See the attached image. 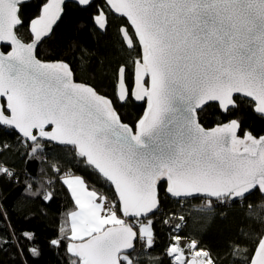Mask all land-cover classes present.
<instances>
[{
  "label": "snow or ice",
  "instance_id": "1",
  "mask_svg": "<svg viewBox=\"0 0 264 264\" xmlns=\"http://www.w3.org/2000/svg\"><path fill=\"white\" fill-rule=\"evenodd\" d=\"M103 4L92 17L94 27L106 30L109 14L118 15L121 45L135 52L112 69L115 100L78 82L68 62L39 58V46L65 13V0H42L26 40L20 29L28 0H0V99H6L0 129L22 135L26 156L43 152L45 143L69 148L73 160L112 187L109 199L80 176L60 181L78 209L64 237L68 264H144L141 257L155 247L151 217L161 188L178 200L204 199L208 208L243 204L259 193L261 202L248 203L245 211H255V221L264 225V136L238 135V119L211 128L200 121L213 102L224 113L238 108L240 95L264 116V0ZM129 100L146 105L135 125L124 123L115 108ZM16 175L0 166V177ZM180 227L174 226L165 248L169 264H221L219 254L213 258L198 242L183 239ZM13 235L0 234V251ZM20 239L35 245L34 233L23 232ZM49 243L59 248L63 241ZM28 252L41 254L38 245ZM240 254L244 259L233 264H264V232Z\"/></svg>",
  "mask_w": 264,
  "mask_h": 264
},
{
  "label": "trees",
  "instance_id": "2",
  "mask_svg": "<svg viewBox=\"0 0 264 264\" xmlns=\"http://www.w3.org/2000/svg\"><path fill=\"white\" fill-rule=\"evenodd\" d=\"M41 3L42 0H31L21 11L25 27L20 29V36L25 40L29 35L27 25L39 14ZM97 6L103 7V0H96L86 8L67 4L52 36L39 48V58L68 62L75 70L77 81L90 84L102 95L115 100L112 69L117 63L134 57L135 52L121 45L118 28L122 18L109 14L106 30L94 27L92 17ZM145 107V104L140 105L133 100L125 104L115 103L123 122L129 125H135ZM231 119L241 122V135L246 132L256 137L264 135V117L253 110L252 102L247 99L239 97V107L229 113H224L216 104L200 112V121L207 128ZM2 145L8 147H0V166L17 175L0 177V214L3 215L0 218V234L7 237L15 232L10 246L0 251V264H68L65 245L69 241L64 237L70 236V216L77 207L70 190L60 181L70 174L79 175L90 189L109 199L112 187L78 158L73 160L69 148L45 143L43 152L35 157L31 154L26 156L23 138L15 131L6 130V127L0 129ZM56 167L60 169L59 173L55 172ZM53 193L54 197L46 200V196ZM160 200V210L151 218L155 225V247L141 257L144 264H169L165 248L175 234L176 224L181 225L178 232L183 239L198 242L213 258L219 254L221 264H233L234 259L243 260L240 253L250 249L259 233L264 232V225L255 221V211L251 214L245 211L248 203L261 202L259 193H253L243 204L230 203L208 208L204 199L174 200L161 188ZM247 215L253 219H246ZM23 232L35 234V245H30L26 239H20L18 243ZM53 239H60L62 245L59 248L51 246L49 242ZM36 245L41 253L38 257L28 252L29 247Z\"/></svg>",
  "mask_w": 264,
  "mask_h": 264
},
{
  "label": "water",
  "instance_id": "3",
  "mask_svg": "<svg viewBox=\"0 0 264 264\" xmlns=\"http://www.w3.org/2000/svg\"><path fill=\"white\" fill-rule=\"evenodd\" d=\"M31 0H28V2H30ZM96 0H92V4L95 2ZM69 3H73V4H76V5H78V2H77V0H65V7H66V5L67 4H69ZM78 6H80V5H78ZM81 8H86V7H88V6H80ZM65 14V13H64ZM64 14H63V16H64ZM116 17H119L118 15H115ZM63 18V17H62ZM121 18V17H120ZM61 21V20H60ZM60 21H58L57 22V24L56 25H54L53 26V32H54V30H55V28H56V26L60 23ZM53 32L49 35V37L48 38H46L45 40H47V39H49L51 36H52V34H53ZM44 40V41H45ZM43 41V42H44ZM43 44V43H42ZM41 44V45H42ZM41 45L39 46V48L41 47ZM39 50V49H38ZM79 82V81H78ZM239 97H241V98H244V99H247V100H249L250 101V98H245V97H243L242 95H240ZM135 103H137V104H140V105H144L145 103L143 102V101H134ZM6 103V99H0V106H3L4 104ZM123 104H125V103H123ZM211 104H215V102H213V103H211ZM146 108V107H145ZM258 115H260V116H262L261 114H259V113H257ZM262 117H264V116H262ZM204 126V125H203ZM6 127V126H5ZM205 127V126H204ZM207 128V127H206ZM18 133V132H17ZM241 133V130L239 131V133H238V135H240V136H244V135H241L240 134ZM21 137H22V135L21 134H19ZM262 136H264V135H262ZM170 197V196H169ZM171 199H174V200H178L177 198H172V197H170ZM197 198H199V197H197ZM190 199H192V198H186V199H179V201H181V200H190ZM160 205H161V203H160ZM160 210V206H159V208H158V210H156V212H155V214L158 212ZM153 217V216H152ZM151 217V218H152Z\"/></svg>",
  "mask_w": 264,
  "mask_h": 264
},
{
  "label": "rangeland",
  "instance_id": "4",
  "mask_svg": "<svg viewBox=\"0 0 264 264\" xmlns=\"http://www.w3.org/2000/svg\"><path fill=\"white\" fill-rule=\"evenodd\" d=\"M74 176H79V175H73V174H70V175H67L66 178H73ZM81 177V176H80ZM65 178V179H66ZM90 189V188H89ZM91 190V189H90ZM99 194V193H98ZM101 195V194H100Z\"/></svg>",
  "mask_w": 264,
  "mask_h": 264
},
{
  "label": "crops",
  "instance_id": "5",
  "mask_svg": "<svg viewBox=\"0 0 264 264\" xmlns=\"http://www.w3.org/2000/svg\"><path fill=\"white\" fill-rule=\"evenodd\" d=\"M66 178V177H65ZM78 210V209H77ZM77 210H75V211H77ZM70 223H71V216H70ZM70 228H71V226H70Z\"/></svg>",
  "mask_w": 264,
  "mask_h": 264
}]
</instances>
